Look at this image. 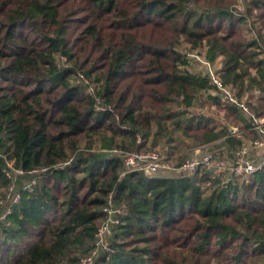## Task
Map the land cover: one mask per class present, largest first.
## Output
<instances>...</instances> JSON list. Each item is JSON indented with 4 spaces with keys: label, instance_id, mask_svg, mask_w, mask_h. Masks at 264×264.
<instances>
[{
    "label": "trees",
    "instance_id": "obj_1",
    "mask_svg": "<svg viewBox=\"0 0 264 264\" xmlns=\"http://www.w3.org/2000/svg\"><path fill=\"white\" fill-rule=\"evenodd\" d=\"M239 1L0 0V199L21 195L0 225V264H84L110 194L125 213L93 264H264V166L225 185L202 168L122 176L106 151L181 162L190 146L242 145L229 126L249 119L194 64L201 53L264 117V0ZM79 72L113 110L95 109ZM7 160L24 174L8 176Z\"/></svg>",
    "mask_w": 264,
    "mask_h": 264
},
{
    "label": "built area",
    "instance_id": "obj_2",
    "mask_svg": "<svg viewBox=\"0 0 264 264\" xmlns=\"http://www.w3.org/2000/svg\"><path fill=\"white\" fill-rule=\"evenodd\" d=\"M261 58L264 60V49L261 53ZM199 60L203 61L199 67L203 68L209 75L211 83L217 90V96L220 103L223 105L231 104L236 106L242 114L249 119V122L251 123L249 130L263 132L261 128L263 122L261 121L262 118L256 116L250 109L249 104L240 100L239 97L235 95L231 87L222 81L205 59L199 58ZM61 61L62 64H64L63 62L66 61V58L62 56ZM76 81L77 83L82 82L87 85V93L95 98V109L97 111L113 110L112 106H105L102 103L103 99L96 94L94 86L82 72L78 73ZM238 131L239 128H232L231 135L240 136ZM220 141L222 142L223 140H216L196 147L194 146L197 148L195 156H190L181 162H176L173 157L155 149L124 152L121 149L113 148L106 151L110 154L122 157L124 163V170L121 173L122 176L132 172H142L150 177L161 174L193 176L202 168L209 170L212 178L218 180L220 184L225 185L230 181H235L237 179L248 180L257 170L264 166L263 136L249 141L243 139L242 145L237 148L229 146L228 143L221 144ZM212 143H218L219 146L217 148L209 149L208 145ZM0 156H2L1 152ZM227 156L229 159H226ZM71 163L72 159L56 165L55 168L61 169ZM7 164L10 169L7 172L8 176L11 177L12 173H15L16 175L24 174L22 169H14L13 161L7 160ZM48 172V167H43L39 170H32L31 173L38 175H36L31 181L25 183L24 188L28 191H33L40 176H43ZM12 190H14V183L11 186V191ZM20 198V193L17 192L13 194V192H10L4 200H0V204L4 202V206H2L3 213L2 216H0V220H5L6 216L12 212L13 205L19 202ZM103 212V221L95 233V248L90 256L83 259L84 264H93L94 257L98 255L99 250L107 248V238L113 234L114 228L120 224L121 218L125 213V207L117 204L114 201L113 194H110L103 206Z\"/></svg>",
    "mask_w": 264,
    "mask_h": 264
},
{
    "label": "rangeland",
    "instance_id": "obj_3",
    "mask_svg": "<svg viewBox=\"0 0 264 264\" xmlns=\"http://www.w3.org/2000/svg\"><path fill=\"white\" fill-rule=\"evenodd\" d=\"M243 2H242V0H240L237 4H235V7L234 8H238L239 10H243ZM196 55L194 56V59H195V62H194V64H195V66L196 67H199V65H201L202 63H203V61H200L199 60V58H201V59H204L203 58V56L201 55V53L199 54V53H195ZM198 57V58H197ZM193 59V58H192ZM243 130L244 129H239V131H238V133H240V135L243 137V139L244 140H246V141H249V140H253V139H255V138H258L257 136L256 137H253L254 136V134H253V136H248V134L247 133H245V132H247L246 130H244V132H243ZM239 136V135H238ZM264 139V138H263ZM189 143V142H191L190 140L189 141H186V143ZM220 143L222 144L223 143V141L221 142L220 141ZM219 146V144L218 143H212V144H210V145H208V148L209 149H212V148H217ZM196 147V146H195ZM195 147H193L192 148V146H190V147H188V148H186V149H184L183 150V152L185 153V150H186V152H188V156L186 155L185 157H190V156H195V154H196V149L197 148H195ZM155 150H160V152L162 151V149H155ZM163 152V151H162ZM182 151L181 152H178V155H175L174 157L177 159V160H181L182 159V157H184V156H181L182 155V153H183ZM164 153V152H163ZM190 153V154H189ZM226 159H229L228 158V156L226 157ZM1 198V197H0ZM0 200H4L3 198L2 199H0ZM0 216H2V213H3V210H2V206H4V202L2 203V204H0ZM3 222V220H0V225H1V223ZM100 250H102V249H100ZM100 250H99V252H100Z\"/></svg>",
    "mask_w": 264,
    "mask_h": 264
},
{
    "label": "crops",
    "instance_id": "obj_4",
    "mask_svg": "<svg viewBox=\"0 0 264 264\" xmlns=\"http://www.w3.org/2000/svg\"><path fill=\"white\" fill-rule=\"evenodd\" d=\"M257 94H259V91H258V93ZM262 119H261V121H263L262 122V124H261V128H262V130H263V132H259V131H257V130H254V131H256V133L258 134V136L259 137H262L263 136V138H264V117H261ZM229 127H231V129L232 128H234L235 126H232V125H230ZM237 128H239V127H237ZM231 129H230V131H231ZM247 132H251L250 130H246ZM253 131V132H254ZM243 132H244V130H243ZM257 136V137H258ZM223 140V139H222Z\"/></svg>",
    "mask_w": 264,
    "mask_h": 264
}]
</instances>
